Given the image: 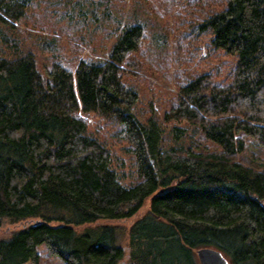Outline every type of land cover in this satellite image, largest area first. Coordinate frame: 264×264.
<instances>
[{
  "label": "trees",
  "instance_id": "1",
  "mask_svg": "<svg viewBox=\"0 0 264 264\" xmlns=\"http://www.w3.org/2000/svg\"><path fill=\"white\" fill-rule=\"evenodd\" d=\"M130 5L0 0V264H264V0Z\"/></svg>",
  "mask_w": 264,
  "mask_h": 264
},
{
  "label": "rangeland",
  "instance_id": "2",
  "mask_svg": "<svg viewBox=\"0 0 264 264\" xmlns=\"http://www.w3.org/2000/svg\"><path fill=\"white\" fill-rule=\"evenodd\" d=\"M121 1L125 5V10H124L125 16H124V18L126 17V14H127V16H128V14L133 16V14L130 11V9L132 8L130 5V0H121ZM182 5H183V2L180 1V2L176 3V6L174 8L180 9L182 7ZM155 6L158 10L160 9V4H155ZM139 16L140 15H137V17H139ZM166 21L168 23V26L171 27L172 26V18L168 17L166 19ZM25 30H30V29L25 28V27L21 28L22 32H24ZM38 32L42 33L45 36H49L52 34L50 26H47L43 31H38ZM199 40L200 41L198 43L205 41L206 38L204 36H200ZM27 44H29V43H27ZM29 45H31V44H29ZM35 46L37 48L36 51L39 52V50H41V45L39 43H36ZM200 47H202V45ZM41 51H43V50H41ZM84 54L85 55L90 54V51L88 49H85V50H83V55ZM42 55H43V57L46 56L45 54H42ZM42 55H40L39 53H36L37 67L39 69H41V67H42V63L40 62L41 61L40 56H42ZM201 56H203V49L202 48L199 50L198 58ZM198 58H195V60H193V62H197ZM224 61H226V64L223 68V73L225 74V73H228L229 71H231L233 69V67H235L236 57H234V56L224 57ZM185 64H186V66H183L181 69H178L177 67L170 66V68H169L170 77L174 79V76L176 74L180 73V70H183V69H186L189 67L187 60L185 61ZM177 69L179 70V72ZM138 84H139L138 93H139L141 99L146 103L148 101L154 100V102L156 101V103L158 105V101L160 103V100L161 101L163 100V102H165V104H169L170 92H175V87H174V85H171L172 83H170L171 86L169 88H165V87L161 86V84L152 77L145 78L144 83L141 81V79H139ZM156 103H155V105H156ZM82 118L85 119L86 121H88L91 124L92 128L97 127V123H96L97 121L93 115L84 114V115H82ZM99 129H101V133L104 135L105 133H104L103 129L101 127ZM107 142H109V144H111V140H107ZM168 143H170L169 140H167L165 138V144H168ZM111 149H112V151L116 152V150H115L116 147L111 146ZM255 153L258 155V157H262V159L264 160V149L263 148H259L258 150H255ZM122 161H123V163H122L123 165H121V166L124 168L123 170L125 172V177L123 179V183L127 184L128 182L130 183L132 181V178L127 175L130 173V166H129L128 161L125 158H122ZM146 210H147V207L145 206L140 210V212L135 217H133L132 219L125 221L124 223H121V224L126 228L131 223V221H134V219L136 217L141 216L143 213H145ZM21 227H22L21 224H18V225H6V224H4V226L2 228H0V238L6 237L8 232L9 233L11 232V231L7 232L8 229L19 230ZM38 252L40 255L38 264H62L61 261L59 260V258L57 259V258H51V257L45 256L43 246H38Z\"/></svg>",
  "mask_w": 264,
  "mask_h": 264
},
{
  "label": "water",
  "instance_id": "3",
  "mask_svg": "<svg viewBox=\"0 0 264 264\" xmlns=\"http://www.w3.org/2000/svg\"><path fill=\"white\" fill-rule=\"evenodd\" d=\"M196 258L199 264H230L220 251L213 248L197 249Z\"/></svg>",
  "mask_w": 264,
  "mask_h": 264
}]
</instances>
